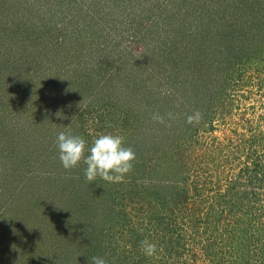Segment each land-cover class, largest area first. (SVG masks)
I'll use <instances>...</instances> for the list:
<instances>
[{"label": "rangeland", "instance_id": "rangeland-1", "mask_svg": "<svg viewBox=\"0 0 264 264\" xmlns=\"http://www.w3.org/2000/svg\"><path fill=\"white\" fill-rule=\"evenodd\" d=\"M77 1L81 11L73 16L68 11L67 0H27L23 2L27 5L25 8L16 6L18 11L12 9L11 13L0 9V29L5 25L7 34L9 24L20 26L19 29L26 25L35 31L34 27H29L35 23L39 27L36 30H42L43 22L55 15L69 20L67 25L72 24L70 32L76 38L69 37L64 47L50 42L47 53L25 54L24 66L15 68L13 75L8 76L13 82L8 96L12 100L21 98L20 102L8 103L12 106L8 117L10 123L19 127L1 128L0 155L14 148L27 154L29 159L27 167L15 162L16 167L11 171L8 170L12 160L5 164L0 162V264H34L36 259H43L46 264L52 262L47 258L48 252H41L45 243L42 250L34 252L32 249L31 237L36 224L26 218V209L20 208L27 205V201L18 197L22 199L19 205L13 203L18 189H26L39 177L61 179L66 182L65 186H73L62 189L56 207L66 206V210L60 209L67 212L63 217L73 216L75 222H84L83 212L87 211L95 227L102 232L94 238L104 250L101 257L108 264H264V53L246 50L243 45L230 56V63L222 62L218 67L216 64L213 72L218 79L211 82L205 76L210 80L208 85L217 91L210 102L206 100L207 94L194 93L191 80H181L174 68L167 70H173V75L159 69L160 75L155 80H138L143 74L147 77L148 73L156 72L154 57L149 56L159 43H164L160 39L162 34L165 36L162 30L171 32L168 23L173 24L174 14L188 19L186 15L194 8L208 14L220 7L223 16L231 18L237 27L243 20H250V14L254 15L253 19L264 18V0ZM11 18H20L22 23H9ZM156 31H159L158 36ZM235 33L236 39L246 44L250 36L246 38L239 30ZM158 39L161 41L157 44ZM30 45L27 49L33 50L35 44ZM178 52L183 54L179 50L168 53L173 59ZM161 58L169 64L163 56ZM107 59L117 65L122 63L117 76L109 80L104 76L113 66H107L104 61ZM132 67L138 68L135 80H125ZM138 81L139 84L148 82L147 88H151L154 96V107L151 112L146 111V122L150 116H159L158 105L165 102L162 95L170 92L186 97L180 106L193 114H202L196 124L187 123V119L177 122L183 132L172 144L162 147L157 144L155 156L148 161L152 166L145 158L149 154L144 147L146 141L144 145H134L132 125L124 123L129 118L142 121L141 108L123 102L124 95L119 97V103L112 98L113 86L123 91ZM3 116L1 114L2 121ZM172 124L153 119L150 129L179 130L167 127ZM21 128L25 132L20 131ZM21 132L26 136L21 137ZM60 132L82 136L88 148L101 134L123 136L124 145L136 153V164L122 183H110L100 177L89 183L83 162L70 170L63 168L57 147ZM34 133L45 140L40 142L46 146L45 150L31 139ZM177 143L181 145V152L170 154L166 148ZM5 144L8 148L3 146ZM88 154L86 151L85 156ZM177 161L178 167H173L176 172L169 177L170 168L165 165L170 162L173 166ZM23 167L28 179L20 174L15 176ZM144 173H152V179L172 182L174 176L179 181L173 180L178 184L171 187L163 185L167 191L164 201L160 202L152 199L155 193L150 194L143 188V184L147 185ZM139 182L141 187L135 193L133 188ZM59 187L55 185L49 192ZM175 192L177 196L173 199ZM27 195L33 199L32 194ZM66 198L70 200L63 204ZM144 239L157 244L156 256L143 254L141 241ZM75 247L76 254L88 245L80 240ZM114 251L118 252L117 257ZM61 253L66 252H58ZM83 261L76 255L67 259L68 264H89Z\"/></svg>", "mask_w": 264, "mask_h": 264}, {"label": "trees", "instance_id": "trees-1", "mask_svg": "<svg viewBox=\"0 0 264 264\" xmlns=\"http://www.w3.org/2000/svg\"><path fill=\"white\" fill-rule=\"evenodd\" d=\"M25 1L27 0H0V9L9 11V13H11L13 10L14 12H17L18 11L17 7L24 6L25 8L27 6L24 5L23 3ZM67 2L70 3L69 5L70 9H68V11L71 12L70 16H73L74 14H78L81 11L80 10L81 6H79L80 4L77 0L76 1L67 0ZM209 6L212 7V5ZM240 7L244 8L243 6ZM56 8H57V4L55 9ZM72 11H74V13ZM87 11L88 13H90L88 9H86V12ZM221 11H223L222 8L215 7L213 12L210 11L208 12V14H203L200 12L198 8H194L189 12V14L186 15L188 19L177 18V16H175L174 14L172 18L173 24L168 23V25H170L168 29L170 31L171 28V32L169 33L166 32V30H162L165 36L162 34L163 37L162 38L159 37V38L163 39L164 43H159L161 41L160 39L156 40V43L157 44L159 43L158 44L159 46L154 51H152L151 56H149V57H154L152 61L154 63V66H157L156 72L153 71V73L150 75L148 73L147 77H145V75L143 74L141 75V78H139L138 80H147V78H149V80H155L156 78L159 77L160 70H164L165 72H167L168 68H174V70H178L177 72L178 75H180L179 77H181V80H185V78H188L187 79L188 81L191 80L189 82L194 87L193 90L194 93L201 92L203 95L207 94L206 100L210 102L213 99L212 97H214L215 95L214 93L217 92L214 86L208 85L210 83V80L211 82H215V80L218 79L216 73L213 72L214 68H216L215 67L216 64L218 67L219 64H222V62L230 63L232 58L230 56L234 55L237 49L243 48V45L247 47L246 50L264 53V18L253 19L252 17L254 15L250 14L249 15L250 20H243L242 22H240L241 23L240 26L236 27L234 21L231 18L224 17L223 15L225 14H223V12ZM229 12L230 11H228V13ZM50 13L54 14L53 11H51ZM63 19L64 18L61 19L59 16L57 17L55 15L52 16L51 18L46 19V21L43 22L45 28L42 30L41 29L36 30L39 27H36L35 23H32V25H29V27H34L35 31H31V29H28L26 27V25H23L24 27L19 29L20 26H14L12 24H9L8 26L10 27H7L9 28L7 34L6 26L3 25L1 27L0 29V130L4 126L8 130H14L19 127L13 123H10V117H8V113L12 107L11 104L9 105L8 103L20 102L21 99L19 98L12 100L11 96H8L11 95L13 88V82H11V80H8V76L13 75L15 68H21L19 67L21 65L24 66L23 58H25V54L29 56L34 52H39V51L47 53L48 50H46V48L50 47L49 44L50 42H52L51 45L54 44L64 47V44H66L69 41L68 39L69 37L76 39L73 35H71L70 32L71 31L70 28H72L71 27L72 24L67 25V22H69V20H65V19L63 20ZM9 23L20 24L22 23V21L20 18H17L16 20H13L11 18ZM132 29H134V26ZM54 30H58L57 33H53ZM236 30H239V32L245 34L246 38L250 36L246 44L245 43L243 44V42L236 39V33H235ZM49 31H51L52 33ZM156 34L158 36L159 31H156ZM51 38L54 41L52 40L50 41ZM77 38L79 39V35H77ZM223 41L228 42V44L226 45V42L225 44H223L224 43ZM29 44L31 45L35 44V48L33 50L27 49V46ZM223 49L225 50V52L227 51L226 55ZM178 50L181 51L183 54H179L178 52L177 56H174L172 59L168 52H175ZM162 56L169 64H165V62H163V59L161 58ZM144 59L145 61L147 60L146 58ZM104 61L107 63V66L108 65H110L111 67L113 66V68H108L109 73L107 72L108 74L104 76V79L109 80L113 76H117V72L121 68L119 66H121L122 63L120 65H117L114 64V62L110 59ZM145 64L143 65V68L145 67ZM137 70L138 68L132 67L131 70L128 71L127 73L128 75L125 77V80L128 79L135 80L134 75L138 72ZM169 72H171L173 75L174 71L169 70ZM205 76L209 77L210 80L208 78L205 79ZM148 85H149L148 82L139 84L138 81V84L135 83L129 84L123 91H119L118 90L119 87L112 85L115 90V92H113L112 98L119 103V97L121 95H124L125 98L123 99V102H128L133 104L134 107H138L139 109L141 108L140 110L142 112L140 115H142V121H140L139 119L137 120L136 118L135 121H133L134 118H129L128 122L125 119L126 121L124 123L128 124L129 127L132 125V131L134 130L132 139H135L134 145H138L140 143L144 145L146 141L147 144L144 147L145 150L149 152V154L145 158L147 159L146 162L148 163V165L152 166L148 161L152 160L153 157L155 156L157 144L160 147L166 146L168 144H172L176 140V137L178 135L180 136V133L183 132V128H179V125L178 126L176 125L177 122L180 123L186 120L188 116L193 115V112L187 110L185 106H180L182 105L183 102H185L186 97H184V95H175V94L173 95V93L171 94V92L164 93V95L162 96L165 99L162 100L165 102L163 105H158L159 116L164 117L163 123L164 121H169V123L171 124L173 123L172 126L167 125V127L170 128L173 127V129L176 127L179 130L167 131V129L156 130L154 128L151 130L150 128H152V126L150 124L153 120L152 116H150L149 122H146L144 120L148 115L146 111L149 110L151 112L153 110L152 103L154 100V96L151 95L152 93L150 91L151 88H147ZM123 92H125V94H121ZM101 95L104 96V93L101 92ZM27 100H24V102ZM173 101H176L178 103L175 105L173 104ZM1 114H4L3 121L1 120ZM7 117L9 119V122L7 121ZM137 124L141 125V127L138 128ZM125 128L127 129V127ZM8 130H6V132ZM20 131L25 132L23 128H21ZM24 132H21V137L26 136L24 135ZM2 133H5V131L3 130ZM21 137L20 139L22 140ZM32 138H34L35 141H38V144L41 147V149L44 147L43 143H40L42 141H45L43 138L35 136V133L34 136L31 137V139ZM3 146L5 148H8L6 144ZM45 148L46 146L44 147V150ZM166 150L170 151V154L181 152V145L177 143L175 146L171 145L169 148H166ZM22 155L23 154L19 153V151L15 150L14 148L12 150L9 149L8 151H6L5 155L3 156L0 155V162L1 164H5L4 162L12 160V164L11 166H9L8 171L15 169L16 167L14 165L15 162L17 163L20 162L19 163L20 165L24 164L25 167H27L28 164L27 159H29V156L27 154L23 156ZM138 156H140V153ZM146 162L145 164H147ZM133 164L136 163L134 162ZM159 164L162 165V162H159ZM165 166H168L170 168L169 174L171 175L169 177H171L172 175H174V172H176V170H174L173 167L176 168L178 167V161L175 162L173 166L171 165L170 162L166 163ZM25 167H23L21 171L15 172V176L20 174V175H24V177L27 176L26 179H28L29 175L25 173L26 170ZM146 171L150 172L149 170ZM144 176L147 177V185L144 186L143 184V188H145L146 191H148L150 194L155 193L152 199L155 200L158 199L160 202L164 201L163 200L164 194L167 191L166 189L163 188V185L164 186L168 185L171 187L178 184V183H174L173 180L175 181L178 180V178H175L174 176L172 177L173 179H171L172 182L171 181L168 182V180L158 179V178L152 179V173L148 175L144 173ZM48 181L53 182V184L48 185L47 184ZM64 184H66V182H64V180L61 179H57V180L53 178L47 179V177L45 179H42L41 177H39L38 179L30 182V184L26 187V189L22 190V188H19L18 192L15 193V196L13 197L15 199L13 203L19 205V201L22 200L23 198L27 201V205L20 206V208L21 209L25 208L26 210L25 209L24 210L26 212V218L31 220V223H33L34 225L36 224L35 228L34 229L32 228L34 231V234L31 237L33 239L31 240V242L33 243L32 249L35 252L37 250L40 249L42 250L43 248H45L41 252H45V251L48 252L47 258L52 259V262L48 264H68L67 259L72 255L73 256L76 255L77 258L84 260L82 263L88 262L89 264H92V257L94 256L101 257L102 253L104 252L102 247L99 245L98 240L95 241L94 238L96 235H99L102 232L98 227H95L96 225L88 217L86 213L87 211L83 212L85 213V219H83L84 222H75L74 220L75 218L70 215L67 218L63 217L64 215L67 214V212H63L60 209L66 210L67 207L64 206V208H60V207L57 208L56 206L58 204L56 199H58V196L62 197V189L64 187L66 188L68 187L70 189L73 188V186H69V184H67V186H65ZM55 185H60L61 187L55 188L53 192L52 191L49 192V188H54ZM140 187H141V182L138 183V186L136 185V188H133L135 193L139 191ZM19 192L21 194H19ZM27 193H29L30 195L32 194L33 199L28 197ZM92 193L95 194L94 191ZM176 196H177V192H175L171 196V198L174 199V197ZM18 197L22 199H18ZM152 199L150 198L151 201ZM69 200H70L69 198H66V200L63 201V204H66V202H68ZM172 201H176V200H172ZM92 224L94 226H92ZM50 226L52 228H50ZM95 229L97 231H95ZM61 237H63V240H61ZM80 240L83 244L86 243L88 245V248L83 247V249L79 253L75 254L77 249L75 247V244ZM44 243L45 246L42 248V244ZM89 245H91V247H89ZM62 250L65 251L66 253L64 254L61 253V255H59L58 252ZM117 253H118L117 251H114L115 257H117L118 255ZM32 263L46 264L43 259L40 260L36 259L35 261L33 260Z\"/></svg>", "mask_w": 264, "mask_h": 264}, {"label": "clouds", "instance_id": "clouds-1", "mask_svg": "<svg viewBox=\"0 0 264 264\" xmlns=\"http://www.w3.org/2000/svg\"><path fill=\"white\" fill-rule=\"evenodd\" d=\"M154 120L163 123V118L154 116ZM202 119V114L196 112L187 117V123L196 124ZM59 160L64 169L70 170L83 162L85 178L91 183L100 177L110 183H122L125 176L133 169L136 153L131 147L124 145V137L113 134H101L93 141L90 148L82 136L71 132H60L57 136ZM89 154L85 156V152ZM141 249L147 257L157 254V244L147 239L141 241ZM92 264H107L103 257H92Z\"/></svg>", "mask_w": 264, "mask_h": 264}]
</instances>
